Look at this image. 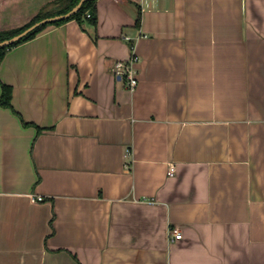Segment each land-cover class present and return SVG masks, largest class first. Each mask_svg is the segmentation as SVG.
Returning a JSON list of instances; mask_svg holds the SVG:
<instances>
[{
    "label": "crops",
    "instance_id": "0c3cea01",
    "mask_svg": "<svg viewBox=\"0 0 264 264\" xmlns=\"http://www.w3.org/2000/svg\"><path fill=\"white\" fill-rule=\"evenodd\" d=\"M51 1L0 0V32ZM97 12L1 63L0 264H264V0Z\"/></svg>",
    "mask_w": 264,
    "mask_h": 264
},
{
    "label": "trees",
    "instance_id": "16d2710c",
    "mask_svg": "<svg viewBox=\"0 0 264 264\" xmlns=\"http://www.w3.org/2000/svg\"><path fill=\"white\" fill-rule=\"evenodd\" d=\"M97 1L98 0H87L79 11H77L73 16L67 19H62L55 22H50L44 25H41L29 33H27L25 36H23L18 41L12 43L9 46L1 47L0 48V67L3 59L5 58L7 52L12 49L15 46H18L24 42H27L33 38H35L37 35H39L41 32H43L48 26L50 25H62L67 23L70 20H77L82 28H86L85 26L87 24L93 25L94 27L97 26L98 23V12H97ZM80 0H53L46 5H44L39 13L26 25L9 29V30H2L0 32V42L10 39L22 32H24L26 29L33 26L35 23L48 18L53 17L56 15L64 14L69 12L72 8H74ZM90 15V16H89ZM142 19V16L138 15V24H140ZM133 47V46H132ZM0 86L2 88V97H1V105L6 108H11L13 110V104H12V97H13V89L11 86L5 84L0 79ZM29 124V123H25ZM39 128V127H38ZM40 130V128H39Z\"/></svg>",
    "mask_w": 264,
    "mask_h": 264
},
{
    "label": "built area",
    "instance_id": "2783aa9c",
    "mask_svg": "<svg viewBox=\"0 0 264 264\" xmlns=\"http://www.w3.org/2000/svg\"><path fill=\"white\" fill-rule=\"evenodd\" d=\"M90 16V15H89ZM140 61L139 55L133 53L128 59L126 60H118L115 62L112 72L121 80H124L127 87L131 91H135L139 85V69L138 64ZM176 173L175 164H171L169 174L174 176ZM41 199V198H40ZM172 238L174 239H182L183 234L179 230V228H175L171 232Z\"/></svg>",
    "mask_w": 264,
    "mask_h": 264
},
{
    "label": "water",
    "instance_id": "95a60500",
    "mask_svg": "<svg viewBox=\"0 0 264 264\" xmlns=\"http://www.w3.org/2000/svg\"><path fill=\"white\" fill-rule=\"evenodd\" d=\"M87 0H80V2L74 7L72 8L69 12L67 13H64V14H60V15H56V16H53V17H48V18H45L37 23H35L33 26H31L30 28L26 29L24 32L10 38V39H7V40H4L2 42H0V48L1 47H5V46H9L11 45L12 43L18 41L19 39H21L23 36H25L27 33H29L30 31H32L33 29L41 26V25H44V24H47V23H50V22H55V21H59V20H62V19H67V18H70L71 16H73L77 11L80 10V8L82 7V5L86 2Z\"/></svg>",
    "mask_w": 264,
    "mask_h": 264
}]
</instances>
